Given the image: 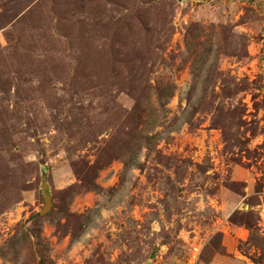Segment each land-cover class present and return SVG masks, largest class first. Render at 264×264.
Here are the masks:
<instances>
[{
  "label": "rangeland",
  "instance_id": "1",
  "mask_svg": "<svg viewBox=\"0 0 264 264\" xmlns=\"http://www.w3.org/2000/svg\"><path fill=\"white\" fill-rule=\"evenodd\" d=\"M0 264H264V0H0Z\"/></svg>",
  "mask_w": 264,
  "mask_h": 264
},
{
  "label": "trees",
  "instance_id": "2",
  "mask_svg": "<svg viewBox=\"0 0 264 264\" xmlns=\"http://www.w3.org/2000/svg\"><path fill=\"white\" fill-rule=\"evenodd\" d=\"M154 95H155L154 96V100L158 103L157 105L159 106L160 109H162L164 111L162 117H159L160 121H158V122H162L161 120H163L165 118H168L167 115H166L167 114V108H165V104H166L167 97H169V95L166 94V93L162 94V93H160V91H157V93H154ZM135 101L136 102H135V106L134 107L136 109V108L140 107V105H139L140 104V98L136 99V97H135ZM138 111L140 112L141 109H139ZM159 125H162V124H159ZM159 133L160 132L157 131L156 134H153L152 136H146V137L142 136L141 139H140V142H139V146L141 144L143 147H146V148L150 149L149 146H151L152 140L155 139L156 136L159 135Z\"/></svg>",
  "mask_w": 264,
  "mask_h": 264
},
{
  "label": "water",
  "instance_id": "3",
  "mask_svg": "<svg viewBox=\"0 0 264 264\" xmlns=\"http://www.w3.org/2000/svg\"><path fill=\"white\" fill-rule=\"evenodd\" d=\"M42 192H43V196H44V206L40 210V213L46 214L52 208V199H51V195L48 193V184H47V180H46L45 175L42 178Z\"/></svg>",
  "mask_w": 264,
  "mask_h": 264
}]
</instances>
